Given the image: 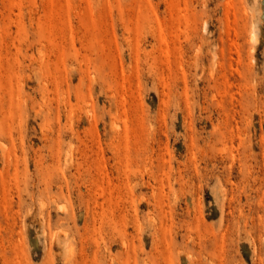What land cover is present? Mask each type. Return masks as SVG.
<instances>
[{
    "label": "rangeland",
    "instance_id": "rangeland-1",
    "mask_svg": "<svg viewBox=\"0 0 264 264\" xmlns=\"http://www.w3.org/2000/svg\"><path fill=\"white\" fill-rule=\"evenodd\" d=\"M0 258L264 264V0H0Z\"/></svg>",
    "mask_w": 264,
    "mask_h": 264
},
{
    "label": "bare ground",
    "instance_id": "bare-ground-1",
    "mask_svg": "<svg viewBox=\"0 0 264 264\" xmlns=\"http://www.w3.org/2000/svg\"><path fill=\"white\" fill-rule=\"evenodd\" d=\"M251 42L256 45L258 43V38H257V33L255 31H253V33H251V37H250ZM86 157V156H85ZM106 179V178H105ZM106 181V180H105ZM59 231V230H58ZM60 233V232H59ZM58 233V234H59ZM57 237V236H56ZM8 242V241H7ZM13 246V245H12ZM2 248V247H1ZM66 249V248H65ZM74 256V255H73ZM1 259V258H0ZM3 261V260H2Z\"/></svg>",
    "mask_w": 264,
    "mask_h": 264
}]
</instances>
